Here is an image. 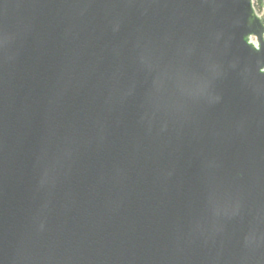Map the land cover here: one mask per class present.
Returning a JSON list of instances; mask_svg holds the SVG:
<instances>
[{
    "label": "water",
    "instance_id": "1",
    "mask_svg": "<svg viewBox=\"0 0 264 264\" xmlns=\"http://www.w3.org/2000/svg\"><path fill=\"white\" fill-rule=\"evenodd\" d=\"M0 264H264V9L0 0Z\"/></svg>",
    "mask_w": 264,
    "mask_h": 264
},
{
    "label": "trees",
    "instance_id": "2",
    "mask_svg": "<svg viewBox=\"0 0 264 264\" xmlns=\"http://www.w3.org/2000/svg\"><path fill=\"white\" fill-rule=\"evenodd\" d=\"M255 10L261 14L264 9V0H253Z\"/></svg>",
    "mask_w": 264,
    "mask_h": 264
},
{
    "label": "rangeland",
    "instance_id": "3",
    "mask_svg": "<svg viewBox=\"0 0 264 264\" xmlns=\"http://www.w3.org/2000/svg\"><path fill=\"white\" fill-rule=\"evenodd\" d=\"M253 42L256 44V41L255 40H253Z\"/></svg>",
    "mask_w": 264,
    "mask_h": 264
}]
</instances>
